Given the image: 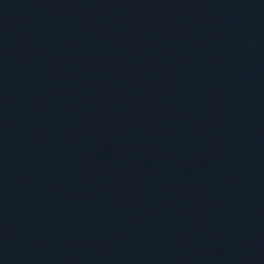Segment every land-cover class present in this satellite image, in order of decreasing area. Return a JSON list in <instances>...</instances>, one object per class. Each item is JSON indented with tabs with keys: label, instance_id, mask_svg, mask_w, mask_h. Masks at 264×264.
Masks as SVG:
<instances>
[{
	"label": "water",
	"instance_id": "1",
	"mask_svg": "<svg viewBox=\"0 0 264 264\" xmlns=\"http://www.w3.org/2000/svg\"><path fill=\"white\" fill-rule=\"evenodd\" d=\"M0 264H264V0H0Z\"/></svg>",
	"mask_w": 264,
	"mask_h": 264
}]
</instances>
